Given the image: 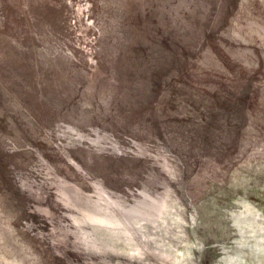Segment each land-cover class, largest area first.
<instances>
[{"label":"rangeland","instance_id":"rangeland-1","mask_svg":"<svg viewBox=\"0 0 264 264\" xmlns=\"http://www.w3.org/2000/svg\"><path fill=\"white\" fill-rule=\"evenodd\" d=\"M0 264H264V0H0Z\"/></svg>","mask_w":264,"mask_h":264}]
</instances>
